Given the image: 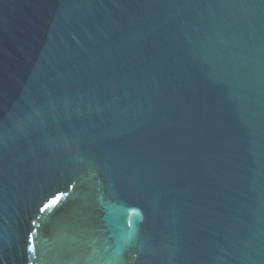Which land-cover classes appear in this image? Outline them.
<instances>
[{
  "label": "water",
  "instance_id": "1",
  "mask_svg": "<svg viewBox=\"0 0 264 264\" xmlns=\"http://www.w3.org/2000/svg\"><path fill=\"white\" fill-rule=\"evenodd\" d=\"M0 264H264V0H0Z\"/></svg>",
  "mask_w": 264,
  "mask_h": 264
},
{
  "label": "snow or ice",
  "instance_id": "2",
  "mask_svg": "<svg viewBox=\"0 0 264 264\" xmlns=\"http://www.w3.org/2000/svg\"><path fill=\"white\" fill-rule=\"evenodd\" d=\"M57 199H59V198H57ZM51 203H54V201L53 202H50V204ZM50 204H46L45 206H44V208H48L49 206H50ZM44 209H41V211H43Z\"/></svg>",
  "mask_w": 264,
  "mask_h": 264
}]
</instances>
